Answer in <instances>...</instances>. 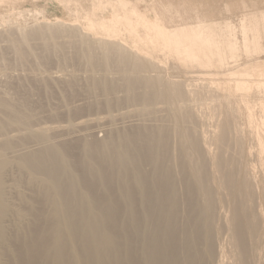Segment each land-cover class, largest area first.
I'll return each instance as SVG.
<instances>
[{
  "label": "rangeland",
  "instance_id": "rangeland-1",
  "mask_svg": "<svg viewBox=\"0 0 264 264\" xmlns=\"http://www.w3.org/2000/svg\"><path fill=\"white\" fill-rule=\"evenodd\" d=\"M199 20L218 26L222 40H234L235 57L227 52L225 67H183L170 55L168 30ZM255 67L264 69V0H0V160L8 209L0 264H17L35 217L39 225L56 210L63 217L50 180L22 161L47 148L64 152L72 201L87 191L113 204L121 171L132 182L134 168L153 176L158 165V176L179 195L186 180L206 203V184L198 192L192 186V174L206 168L201 174L216 199L211 264H238L230 232L234 205L248 221L257 213L262 232L253 250L264 264V77L238 75ZM120 134L131 137L126 147L134 162L116 166L115 139L107 183L88 182L84 146ZM56 167L64 183L68 173ZM180 207L185 219L188 208Z\"/></svg>",
  "mask_w": 264,
  "mask_h": 264
},
{
  "label": "bare ground",
  "instance_id": "bare-ground-1",
  "mask_svg": "<svg viewBox=\"0 0 264 264\" xmlns=\"http://www.w3.org/2000/svg\"><path fill=\"white\" fill-rule=\"evenodd\" d=\"M129 29L127 31H131ZM163 39L167 41L170 55L175 59L174 61L183 67L191 66L194 68L196 66L198 69L199 67H202L201 69L220 67L221 69L226 65L227 52L230 53V58L235 57L236 44L234 40L230 38L226 41L222 40L218 26L200 20L195 26H174L168 30ZM253 74L264 77V69L255 67L249 73L238 75L239 77H251ZM246 103L248 102L243 103V105H246ZM1 106L6 108L4 105ZM180 106L185 107L186 110L189 109L187 102ZM249 113L251 115V111ZM15 114L14 118L17 119L19 111ZM184 115L187 114L184 113ZM250 115L249 118L251 119ZM115 139L114 145L119 142L120 146L116 161H113L116 166L119 162L124 165L134 162L132 158L130 159V151L126 147L131 137L125 134L107 139V142H101L103 144L98 142L86 144L84 149L87 153L88 166L86 167V173L89 179L88 182L107 183L105 168L108 155L112 152L110 149L114 146H111L110 142ZM261 151L264 152V142L261 144ZM63 153V151L55 148H47L45 151L41 150V152L28 155L22 160L32 169L44 173L50 180V190L61 197L60 204L62 201L64 214L63 217H59L56 210L57 215L53 220L43 222L46 224L45 226L44 224L39 225V217L34 218L28 229V235L25 240L24 238L22 240V248L17 250V264H211L215 255L213 226L216 199H213L211 189L207 185L206 173L204 174L205 179L201 174L202 171L204 173L206 168H203L201 173L192 174V186L198 192V189L202 191L203 183L206 184L211 196L208 205L206 204L208 201L206 200L205 203L200 192L195 195L193 187L189 185L191 183L186 182V180L182 183L184 189L182 188L183 192L179 195L176 192L177 189L169 183L168 178L158 176V165L155 173H152L153 176H149L145 172H139L134 168L131 177L132 182L128 175L121 171L113 204L110 198L108 200H102L96 196L92 198L90 195L88 196L87 191L86 196L82 195L72 201L69 195L75 193V188L70 179V177L72 178L70 165L63 159ZM109 164H111V161H109ZM3 166L4 163L0 160V239L4 237L2 219L8 211L3 200L1 178ZM56 166L60 167L63 174L66 171L68 173V178H66V181L64 180V183L60 181V172ZM116 174L119 175V172ZM244 182L247 181L244 180ZM233 183H236L235 180ZM226 184L229 185L228 182ZM83 187H85V190H89L85 185ZM69 189H72V192ZM172 193L174 195L176 193V197ZM207 194L209 196V193ZM199 195L202 197L200 201L197 200ZM181 203L182 207H180ZM183 206L188 208L185 219H183L184 217L181 216L179 210V207L183 208ZM94 207L98 210L93 209ZM4 210L5 214L3 215ZM256 214L254 212L253 219L248 221L245 219L243 210L239 205H234L232 208L230 232L232 243L237 251L238 264H258L256 262L258 255H256L257 252H254L253 245L255 244L254 241L259 242L258 237L262 230L259 217ZM71 243L74 246L76 245V250H71L69 246ZM221 243L220 245L223 244ZM69 250L74 252L70 254Z\"/></svg>",
  "mask_w": 264,
  "mask_h": 264
}]
</instances>
